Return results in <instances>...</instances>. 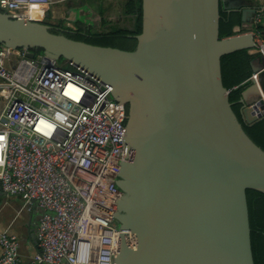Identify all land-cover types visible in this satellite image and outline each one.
<instances>
[{"label":"water","instance_id":"1","mask_svg":"<svg viewBox=\"0 0 264 264\" xmlns=\"http://www.w3.org/2000/svg\"><path fill=\"white\" fill-rule=\"evenodd\" d=\"M221 5L241 14L240 33L220 37ZM141 7L133 50L73 39L3 10L0 46L63 58L127 105L115 264H255L247 190L264 193V149L232 109L221 58L254 47L244 31L256 14L264 31V0H141ZM251 66L256 76L239 100L247 124L264 119V58L256 54Z\"/></svg>","mask_w":264,"mask_h":264},{"label":"built area","instance_id":"2","mask_svg":"<svg viewBox=\"0 0 264 264\" xmlns=\"http://www.w3.org/2000/svg\"><path fill=\"white\" fill-rule=\"evenodd\" d=\"M67 0H0L14 18ZM256 14L252 53L264 58ZM23 47L0 46V189L39 210L36 264H115L126 158L125 105L89 72ZM252 74L250 78L255 77ZM0 264L19 260L14 234L0 232Z\"/></svg>","mask_w":264,"mask_h":264},{"label":"trees","instance_id":"3","mask_svg":"<svg viewBox=\"0 0 264 264\" xmlns=\"http://www.w3.org/2000/svg\"><path fill=\"white\" fill-rule=\"evenodd\" d=\"M113 2V1H112ZM111 1L108 5L111 6ZM122 13L131 15L134 19L132 27L119 26L110 23L105 30H92L88 27L79 26L77 29H67L59 19L58 24L50 23L48 19L43 22L51 26L50 31L63 33L68 37L83 40L92 44L118 47L121 49L133 50L137 44L136 35L141 32L142 7L141 0H115ZM104 5V4H103ZM222 6V5H221ZM3 10L4 9H1ZM100 11H103L102 9ZM50 11L43 10V16ZM104 13V12H103ZM219 30L220 37L235 35L239 32L233 30L235 25L241 22L239 12H227L222 7L220 9ZM47 17V16H46ZM258 28L263 32L261 25ZM66 30V31H65ZM242 31V30H241ZM240 31V32H241ZM34 53H41V48H33ZM256 56L248 49H240L222 56L221 69L224 85L229 89V100L232 109L241 122L244 131L251 139L264 149V119L258 120L253 124H247L240 115L241 104L239 102L242 91L251 83V60ZM127 109V105H125ZM247 201L249 208V218L251 227V243L255 264H264V193L256 190H247Z\"/></svg>","mask_w":264,"mask_h":264},{"label":"crops","instance_id":"4","mask_svg":"<svg viewBox=\"0 0 264 264\" xmlns=\"http://www.w3.org/2000/svg\"><path fill=\"white\" fill-rule=\"evenodd\" d=\"M67 1H69V4L73 5L70 0ZM104 2L105 0H79L76 5H74V7H72V5H68L67 7L60 8L58 10H49L50 14L47 15V17L44 15L41 21L48 19L50 23L58 24L57 20L63 19L65 21H63L64 23L62 24L66 26L67 29L69 28L75 30L79 26H84L92 30H101L104 29L103 26H105V24L109 25L111 23V21L107 19H110V16H112L109 14L110 12L108 14L106 13L107 10H105L106 6L104 7ZM115 4L116 2L112 3L111 6L113 7L110 8L115 9L116 12H114V15L116 17L121 16L122 18L120 19L122 21H126L128 27H132L134 25V19L132 16L123 14L121 9ZM222 5L224 6L225 3H222ZM77 9L79 10V13L76 12ZM101 9L103 11H100ZM33 10L42 11L43 8H41L39 5H35L31 8V12ZM224 10L229 12L226 8H224ZM72 11H75V13ZM77 14H81L82 16L85 14V19L83 20L79 18ZM71 19L75 21L72 22ZM233 30L240 33L241 28L239 25H235ZM249 52L252 53L251 50H249ZM252 74L253 72H251V75ZM38 216L39 210L35 204H33L29 209L25 207L24 198L21 195L6 196L1 192L0 189V232L7 231L8 233L14 234L18 239L19 260L15 264H36L33 261V257L38 250L37 241L35 238ZM1 252L2 249L0 246V255ZM62 264L68 263L64 262Z\"/></svg>","mask_w":264,"mask_h":264},{"label":"rangeland","instance_id":"5","mask_svg":"<svg viewBox=\"0 0 264 264\" xmlns=\"http://www.w3.org/2000/svg\"><path fill=\"white\" fill-rule=\"evenodd\" d=\"M72 3H73V5L72 4H69L68 2L69 1H61V2H57V3H54V4H49V5H47L46 6V9L47 10H50V11H54V10H58V9H60V8H64V7H67L68 5H72V7H74V5H76V3L79 1V0H70ZM108 1H113L112 3H114L115 2V0H105V5H104V7L106 6V8H105V10H107L106 11V13L108 14L109 12V14H111L112 16H110V15H108V16H110V19H107V20H110L111 21V23L112 24H115V25H119V26H127L128 24H127V22L126 21H122L120 18H122L121 16L120 17H116L114 14V12H116L115 11V9L113 8V9H110L111 7H113V6H110V5H108L109 3H108ZM116 5V4H115ZM71 14V13H70ZM69 14V15H70ZM77 16H80L79 14L77 15ZM30 19H32V20H37V21H41V19H42V17H43V10L42 11H35V10H33L32 12H31V14H30ZM81 17H83L82 19L84 20L85 19V14H83V16H81ZM77 20H79V19H77ZM75 20H72V22H74ZM105 29H106V27L107 26H103ZM105 29H101L102 31L103 30H105ZM58 63H60V64H62V63H66V61L63 59V58H61V59H58Z\"/></svg>","mask_w":264,"mask_h":264},{"label":"clouds","instance_id":"6","mask_svg":"<svg viewBox=\"0 0 264 264\" xmlns=\"http://www.w3.org/2000/svg\"><path fill=\"white\" fill-rule=\"evenodd\" d=\"M44 10V9H43ZM4 11H6V10H4Z\"/></svg>","mask_w":264,"mask_h":264},{"label":"flooded vegetation","instance_id":"7","mask_svg":"<svg viewBox=\"0 0 264 264\" xmlns=\"http://www.w3.org/2000/svg\"><path fill=\"white\" fill-rule=\"evenodd\" d=\"M66 31V30H65Z\"/></svg>","mask_w":264,"mask_h":264}]
</instances>
